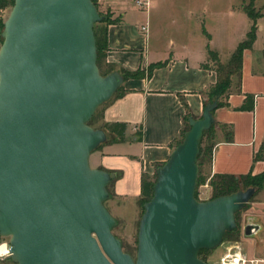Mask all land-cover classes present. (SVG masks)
I'll use <instances>...</instances> for the list:
<instances>
[{"label":"water","instance_id":"95a60500","mask_svg":"<svg viewBox=\"0 0 264 264\" xmlns=\"http://www.w3.org/2000/svg\"><path fill=\"white\" fill-rule=\"evenodd\" d=\"M91 0H13L0 29V236L13 264H207L200 249L236 232V214L255 193L195 197L199 146L214 123L207 103L156 169L143 204L135 255L113 233L105 206L115 173L88 158L107 141L87 125L123 84L96 66ZM247 216L243 235L261 226Z\"/></svg>","mask_w":264,"mask_h":264},{"label":"crops","instance_id":"0c3cea01","mask_svg":"<svg viewBox=\"0 0 264 264\" xmlns=\"http://www.w3.org/2000/svg\"><path fill=\"white\" fill-rule=\"evenodd\" d=\"M96 1L101 12L118 20L107 27L106 62L120 74V71L144 73L143 78L124 80V94L108 102L102 112L101 123L125 124L124 139L116 141L115 134L106 132L107 141L88 158L91 168L115 173L114 181L109 184L113 194L110 205L113 217L117 223L119 213L124 223L133 226L138 219L142 176L153 177L157 165L168 159L184 128L185 113L200 118L205 92L216 82L213 65L208 63L207 47L221 64H226L237 45L245 39L252 21L242 10L250 21L249 27L223 57L215 36L207 31L203 22H196L197 33L191 34L194 38L188 42L153 45L151 37L155 26L137 5L138 0ZM251 3L263 11L256 20V39L252 47L243 51L240 93L236 92L235 80L233 92L227 99L228 106L213 112L214 123L219 126L207 166V181L215 174L238 177L264 173V161L253 160L264 142V0H251ZM159 16L153 14L155 18ZM151 66L155 68L148 75ZM246 95L254 96L253 110H236L244 104ZM226 131L232 132L231 140L226 139ZM258 196L263 198L252 204L261 219V229L254 237L264 240V190ZM123 201L133 206L131 217L124 215L126 210L120 207ZM243 250L248 255L244 247ZM249 257L264 259L255 255Z\"/></svg>","mask_w":264,"mask_h":264},{"label":"rangeland","instance_id":"374dc122","mask_svg":"<svg viewBox=\"0 0 264 264\" xmlns=\"http://www.w3.org/2000/svg\"><path fill=\"white\" fill-rule=\"evenodd\" d=\"M149 7L147 10L143 9V13L148 15V20L151 19L152 25L155 29L153 31L151 43L153 45L168 46L170 42L179 44L184 40L188 42V39L194 38L192 35H196V22H203L207 31L215 36V43L222 50V56L228 52L229 46L238 38H242L244 31L249 27V19L242 12L245 8L254 9V11L260 15L263 11L262 8H256L251 0H148ZM96 6L98 1L95 0ZM10 8H5L0 11V19L2 22L5 20ZM145 10V11H144ZM104 13V12H103ZM155 13L160 14L159 18L153 17ZM190 33V35H189ZM1 41V40H0ZM196 41V40H195ZM190 42V41H189ZM198 45V43H196ZM209 64H214L213 61H209ZM104 105L100 106L95 111L96 123L93 127L101 125L100 116L103 112ZM207 158H205L198 168V175L201 179L208 177L207 172ZM88 165H91L88 161ZM109 188L110 196L105 201V206L112 214L110 205L112 203V192ZM264 190V186L260 189L255 188V193L247 203L246 207L237 213L238 230L235 238L223 237L222 243L208 251L201 252L199 257L206 261L207 264H211L223 251V246L229 241H237L241 244L242 248L246 249L249 256L255 255V257H264V240L257 239L256 237L248 238L243 235V227L246 222V217L253 216L254 223L260 224V217L256 215L253 201H258L263 197H259V192ZM196 195L200 200L209 199L212 195L211 188L208 186V181L203 185L196 186ZM124 208L126 212L124 215H132L133 206L128 201L120 203V207ZM138 207V219L133 226L124 223L119 213H117L118 222L113 228V233L121 240L122 247L125 252L135 255L137 247V231L139 219L142 214V206L137 202ZM259 217V218H258ZM8 246V236H0V245ZM0 264H13L6 254L0 255Z\"/></svg>","mask_w":264,"mask_h":264},{"label":"trees","instance_id":"16d2710c","mask_svg":"<svg viewBox=\"0 0 264 264\" xmlns=\"http://www.w3.org/2000/svg\"><path fill=\"white\" fill-rule=\"evenodd\" d=\"M93 5L98 10L99 15L101 17V21L93 25V36L95 42V52H96V66L100 71L102 76H105L113 71H115V67L111 64L106 62V52H107V27L110 24L118 22L117 19H112V16L109 13H103L98 9L96 6L95 0H91ZM13 0H0V11L5 8H11ZM245 14L250 18L252 21V26L247 33L245 39L240 42L234 52L232 53L229 61L226 64H221L217 56L214 52L210 51L209 47H207L208 57L209 60L213 61V68L216 73V82L208 87L205 92L206 99L204 101V106L213 101H217V108L220 107H227V99L229 95L233 92V86L235 85L234 81L236 80V92L240 93V80H241V69H242V55L243 51L246 49H250L256 39V20L259 18V15L251 8L243 9ZM2 20L0 19V29L2 28ZM155 68V66H151L148 70V75H150L151 71ZM124 80H128L130 78H143L144 73L135 72V73H127L124 71H120ZM124 94L123 86L121 85L118 90L113 95L112 99L120 98ZM109 100L108 102H110ZM107 102V103H108ZM107 103H104L105 106ZM254 105V96L253 95H246L244 104L237 108L238 111H251L253 110ZM96 112V111H95ZM95 112L87 122V125L94 129H101L105 133L115 134L117 136V140L121 142L124 139V132L126 129L125 124L121 123H101L98 127H93L94 123H96ZM191 115L186 112L184 115V128L180 133V138L176 141L175 146L179 144L184 136V133L189 129L188 125V118ZM102 114L100 116V122L102 121ZM193 118V117H192ZM219 126L216 123H213L212 126L208 131H206L201 139L200 146H199V155L197 157V164L198 168H200L203 160L207 158V164L209 165L211 161V154L214 146V134L216 127ZM222 128H227L224 126H220ZM226 139H232V132L226 131ZM174 146V147H175ZM254 162L257 161H264V142L260 146L259 150L254 154L253 157ZM161 165H157L158 168ZM156 179V172L153 177L142 176L141 179V194L139 198V203L142 206L143 212V204L152 197V187L155 183ZM114 181V179L112 180ZM111 181V182H112ZM207 181L206 179H201L198 175L197 178V185H203ZM110 182V183H111ZM196 185V186H197ZM208 186L211 188L212 195L210 198L221 197L226 195H231L238 191H244L248 188H262L264 186V173L252 176L251 174L245 176H230V175H222V174H215L208 180ZM109 192V188H108ZM110 196V192H109ZM195 197L196 191H195ZM209 198V199H210ZM237 217V214H236ZM237 232H226L224 234V238L229 236L235 238ZM208 251L207 249H200L198 252V256L201 252Z\"/></svg>","mask_w":264,"mask_h":264},{"label":"built area","instance_id":"2783aa9c","mask_svg":"<svg viewBox=\"0 0 264 264\" xmlns=\"http://www.w3.org/2000/svg\"><path fill=\"white\" fill-rule=\"evenodd\" d=\"M142 9L149 7L147 0L136 1ZM146 30V27H142ZM211 264H264V259L250 258L237 241H229L223 246V251Z\"/></svg>","mask_w":264,"mask_h":264},{"label":"bare ground","instance_id":"6f19581e","mask_svg":"<svg viewBox=\"0 0 264 264\" xmlns=\"http://www.w3.org/2000/svg\"><path fill=\"white\" fill-rule=\"evenodd\" d=\"M7 253V249L4 246H0V255L6 254Z\"/></svg>","mask_w":264,"mask_h":264},{"label":"flooded vegetation","instance_id":"af4514ba","mask_svg":"<svg viewBox=\"0 0 264 264\" xmlns=\"http://www.w3.org/2000/svg\"><path fill=\"white\" fill-rule=\"evenodd\" d=\"M236 219H237V217H236Z\"/></svg>","mask_w":264,"mask_h":264}]
</instances>
